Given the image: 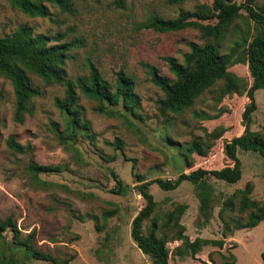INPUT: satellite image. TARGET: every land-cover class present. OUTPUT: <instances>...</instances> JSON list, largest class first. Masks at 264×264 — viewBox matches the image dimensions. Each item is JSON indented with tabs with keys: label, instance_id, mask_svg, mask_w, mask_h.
I'll return each instance as SVG.
<instances>
[{
	"label": "rangeland",
	"instance_id": "1",
	"mask_svg": "<svg viewBox=\"0 0 264 264\" xmlns=\"http://www.w3.org/2000/svg\"><path fill=\"white\" fill-rule=\"evenodd\" d=\"M69 1L70 12L42 1L49 15L40 16L23 10L18 0H0V36L12 35L23 26L33 34L62 33L61 40L53 43L70 44L63 66L67 78L75 81L88 75L91 62L114 88L115 73L123 70L133 80L137 106L130 112L122 104L103 103L109 112L102 113L98 111L101 103L77 88L78 105L93 140L82 134L66 138L64 117L54 104L55 98L63 96L62 84H47L26 70L40 94L28 99L26 109L16 114L13 84L0 73V220L10 217L19 238H29L55 262L30 259L13 249L9 230L3 232L2 246L7 257L14 256L20 264H152L131 237L132 219L145 204L137 185L156 178L175 179L199 167L231 165L223 142L243 132L241 114L252 78L247 64L231 65L228 70L238 77L233 88L218 80L190 107L172 111L161 102L164 93L151 82L145 64L174 79L162 57L182 62L189 42L203 44L206 39L194 27L163 32L147 23L155 15L173 19L182 11L211 6L213 0H125L122 7L116 0ZM252 27L242 11L219 39L220 52L245 46L243 40L248 41ZM254 97L257 107L251 129L264 131V88L256 90ZM215 129L218 138L208 135ZM10 135L23 145V152L7 145ZM196 138L204 142L207 153L186 157L181 145ZM237 156L242 168L237 182L208 177L213 194L206 214L199 209L198 189L191 182L183 181L168 191L149 184L156 207L142 222V229L147 233L155 220L157 234L169 240V264H261L264 219L256 227L239 228L237 221L244 223L250 210L239 211L241 194L236 193L232 208L223 209V204L246 184L249 198L264 199V160L256 152L239 148ZM31 162L56 165L59 170L35 175L29 170ZM114 174L127 185L123 194L111 192L116 188ZM180 203L187 208L179 219L167 221ZM179 233L188 235L191 242L175 239ZM203 239L222 240L223 245L203 244Z\"/></svg>",
	"mask_w": 264,
	"mask_h": 264
},
{
	"label": "trees",
	"instance_id": "2",
	"mask_svg": "<svg viewBox=\"0 0 264 264\" xmlns=\"http://www.w3.org/2000/svg\"><path fill=\"white\" fill-rule=\"evenodd\" d=\"M42 1L56 5L61 11H71L69 0ZM42 1L18 0L20 7L28 13L47 16L49 10L47 6L42 4ZM124 1L116 0V3L122 7ZM242 11L253 23L250 38L248 41L247 39L243 40L245 46L237 45L228 53H221L218 41L228 26L241 16ZM147 27L163 32L194 27L206 39L203 44L189 42V50L183 55L182 62L173 56L162 57L174 79L161 74L155 65L145 64L151 82L164 93L165 98L161 102L172 111L190 107L202 92L218 80L227 81V89L233 88L237 76L228 70L231 65L247 64L252 78L251 85L245 91L248 102L241 114L243 132L223 142V153L232 162L231 165L219 169L199 167L188 173L183 172L175 179L156 178L153 181H144L137 185L139 193L145 199V204L132 219L131 237L141 252L150 257L152 264H169V250L166 245L169 240L165 236L157 234L155 220L152 222L150 230L143 233L142 222L153 214L156 207V201L148 190L149 184L156 183L160 189L168 191L176 189L183 181L191 182L198 189L199 209L203 214H206L213 194V186L207 182L208 177L212 176L228 184H233L241 178L242 168L241 161L237 156L238 148L256 152L264 160V131L251 129L252 114L257 107L254 93L256 90L264 88V2L259 4L258 0H244L241 3L236 0H213L211 6L204 5L194 11H182L173 19H164L155 15L149 19ZM62 37V33L54 35L33 34L32 30L25 26L12 35L0 36V73L10 78L13 84L17 104L16 114L26 109L28 99L40 94V89L33 85L26 70L33 72L47 84H62L64 86L63 96L55 98L54 104L64 117L65 130L68 136L66 138L74 139L82 134L92 141L93 133L90 125L83 119L81 108L78 105L77 88L83 95L99 101L101 104L98 111L102 113L109 112L103 103L111 106L122 104L125 110L132 112L137 106L133 80L123 70H118L115 73L116 84L112 88L102 78L99 69L91 62L89 63L88 75L79 76L75 81L67 78L63 66L67 58L66 51L70 44L53 43L61 40ZM208 135L215 138L220 136L216 129L209 132ZM117 144L119 147L121 146L119 141ZM7 145L16 152L24 151L23 145L17 142L12 135L7 138ZM207 150L208 148H205L204 142L199 138L194 139L186 146L181 145V152L186 157L191 156L192 153L204 156ZM29 170L37 175L40 172L58 171L59 167L31 162ZM114 177L116 188L112 189L111 192L123 194L127 185L115 174ZM250 192V187L246 184L244 188L237 189L223 204V209L232 208L236 193L241 194L239 211L250 210L244 223L237 221L239 228H253L264 219V199H251L248 196ZM186 208L187 205L184 203L176 205L169 213L167 221L173 217L179 219ZM6 230L12 233L13 249L19 250L30 259L55 262L50 254L35 248L29 238L20 239L17 224L10 217H7L0 220V264H20L14 256L7 257L4 251L2 246L4 241L2 240L3 232ZM33 235L34 232L30 233L28 237ZM175 239L182 240L185 244L191 242L189 236L183 233H179ZM198 240L196 238L194 243ZM202 242L219 247L223 245L222 240L203 239ZM195 252L196 247L194 245L191 253ZM260 258L261 264H264V248L260 253ZM63 263L67 264V261ZM223 264L230 263L224 262Z\"/></svg>",
	"mask_w": 264,
	"mask_h": 264
},
{
	"label": "crops",
	"instance_id": "3",
	"mask_svg": "<svg viewBox=\"0 0 264 264\" xmlns=\"http://www.w3.org/2000/svg\"><path fill=\"white\" fill-rule=\"evenodd\" d=\"M256 227V226H255Z\"/></svg>",
	"mask_w": 264,
	"mask_h": 264
}]
</instances>
